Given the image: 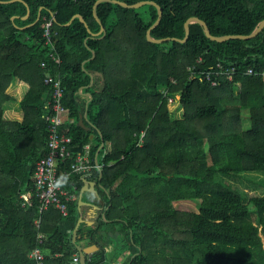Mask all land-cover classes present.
Wrapping results in <instances>:
<instances>
[{
	"label": "trees",
	"instance_id": "16d2710c",
	"mask_svg": "<svg viewBox=\"0 0 264 264\" xmlns=\"http://www.w3.org/2000/svg\"><path fill=\"white\" fill-rule=\"evenodd\" d=\"M10 1L0 0V264H37L30 254L38 247L44 264H71L78 253L77 202L67 216L56 207L40 214L35 194L36 164L48 152V75L64 89L60 131L72 137V152L90 144L94 158L100 150L102 169L90 176L103 188L106 210L88 232L101 248L87 264H105L109 252L110 260L127 253L125 264H264V192L240 186L245 180L264 188V80L245 74L264 70V28L251 39L218 42L191 23L186 42L155 43L147 38L158 18L154 5L102 2L97 13L106 35L95 37L88 29H101L97 0ZM119 1L162 7L151 30L156 39H183L191 17L214 36L249 35L264 20V0ZM51 18L61 63L43 36ZM218 63L237 68L233 81L219 78L214 86L202 75ZM93 75L99 80L91 84ZM26 85L18 100L15 91ZM11 102L20 115L9 114ZM82 177L60 182L77 194ZM182 200L198 210L177 209Z\"/></svg>",
	"mask_w": 264,
	"mask_h": 264
},
{
	"label": "built area",
	"instance_id": "2783aa9c",
	"mask_svg": "<svg viewBox=\"0 0 264 264\" xmlns=\"http://www.w3.org/2000/svg\"><path fill=\"white\" fill-rule=\"evenodd\" d=\"M45 44L50 46L51 57L56 63H61V58L55 54V47L53 45V19H46L44 25ZM201 61V59H199ZM43 66L44 63L42 64ZM238 70L236 67H226L221 63L216 65L215 70L203 71L202 75L211 81L212 85L219 84V78H227L233 81ZM192 75L195 74V68L192 69ZM247 76L260 75L264 80V70L258 72L253 68H249L246 73ZM46 83L53 85L52 98L53 101L46 105L47 113L44 118L48 125V138H47V154L42 157L36 164L33 180L35 186L36 198L39 202L40 214L50 207H56L60 210L63 216L69 215V203L75 201L76 194L62 187L61 180L70 177L73 174H81L82 176H90L94 170H101L102 166L99 164L97 157H91V145L84 147L83 153L72 152L71 147L73 139L71 136L66 135L60 131L64 120L65 107L62 104L64 97V89L59 78L48 75L45 79ZM240 85V82L237 83ZM173 101V99H170ZM110 146V145H109ZM67 160H72L70 169H61V164ZM76 190V187H74ZM31 192L27 194V201L31 198ZM39 226L40 220L36 221ZM44 236L38 235L40 242L43 241ZM30 257L36 261L37 264H44L45 255L38 247L34 249ZM71 264H81L79 253H76L71 261Z\"/></svg>",
	"mask_w": 264,
	"mask_h": 264
},
{
	"label": "crops",
	"instance_id": "0c3cea01",
	"mask_svg": "<svg viewBox=\"0 0 264 264\" xmlns=\"http://www.w3.org/2000/svg\"><path fill=\"white\" fill-rule=\"evenodd\" d=\"M99 77V75H98ZM95 75H93V79L91 84L94 82H98ZM99 84V83H98ZM28 91V86H20L18 87L17 91H15L14 95L19 98L18 100H21L23 95ZM82 93V94H81ZM80 94L82 97H90L91 95L89 93H83V88L81 89ZM13 95V94H12ZM12 107L10 108L9 114H11L12 117H16V115H20V109L17 107L15 102H11ZM87 113H84V118H87ZM67 118V116H64V119ZM85 125V123H84ZM87 129H91V126H86ZM103 145H101L102 148ZM100 148V149H101ZM100 151V150H99ZM99 151L95 154L94 158L99 157ZM82 180V187L79 188L75 201L77 202V212H78V220L79 218H82L84 222H81L79 228H78V236H77V245H80L83 248L90 247L92 245L98 246V249H96L93 252V255L100 250V246L96 243H92L90 241V238L88 237L89 230L96 229V225L98 221L100 220V217L105 218V210H106V204L103 199V194H101V190L103 189L102 186L99 184V181L91 176H83L81 178ZM28 194V193H27ZM27 194H24V198H26ZM78 222V221H77ZM85 228V230L82 233H79V230L81 228ZM92 255V256H93ZM129 255L127 253H123L117 256L116 259L110 260L109 258H114V253L109 252L107 255L108 262L106 261L105 264H125L127 261V258ZM91 259V257H87V261Z\"/></svg>",
	"mask_w": 264,
	"mask_h": 264
},
{
	"label": "water",
	"instance_id": "95a60500",
	"mask_svg": "<svg viewBox=\"0 0 264 264\" xmlns=\"http://www.w3.org/2000/svg\"><path fill=\"white\" fill-rule=\"evenodd\" d=\"M11 1H14V0H11ZM10 1V2H11ZM102 2H112L113 4H119L123 7H126V8H139L143 5H147V4H152L154 5L157 10H158V18L156 20V22L151 26V28L147 31V38L149 41L151 42H155V43H162L164 41H167V40H176V41H180V42H186L188 37H189V34H190V24L191 23H199L201 26H203V29H204V32L206 34V36L208 38H210L211 40H214V41H218V42H223V41H226L228 39H231V38H241V39H251V38H254L255 36H257L264 28V20H262L260 22V24L257 26V28L249 35H226V36H214L207 23L197 17H191L189 18L186 23H185V37L183 39H178V38H161V39H156V38H153L152 35H151V30L155 27H157L160 22H161V19H162V16H163V10H162V7L160 5H158L156 2L154 1H142V2H139V3H136V4H132V5H129L128 3L126 2H123V1H119V0H97L95 5H94V9H93V12H94V16L96 17L97 21L99 22V24L101 25V29L98 33H93L90 29H88L89 33L92 35V36H102L104 37L106 35V29H105V26L102 24V21L97 13V7L100 3ZM30 16V9L28 7V11H27V14L24 18H28ZM80 18L82 22H84L86 24V26L88 27L87 23L85 22L84 18L81 16V15H75L72 20L74 18ZM39 20V17L38 19L33 23L35 24L37 21ZM71 20V21H72ZM71 22H69L68 24H70ZM32 24V25H33ZM95 53H93V56H94ZM86 115V114H85ZM87 116V115H86ZM80 123L84 125V118H81L80 119ZM81 222H84V220L82 218H79L76 226H75V229L73 231V241L75 243H77V236H78V228L81 224ZM77 249H78V253L80 255V259H81V264H87V257H92L93 255V252L98 249V246L96 245H92L90 247H87V248H83L81 247L80 245H77Z\"/></svg>",
	"mask_w": 264,
	"mask_h": 264
},
{
	"label": "rangeland",
	"instance_id": "374dc122",
	"mask_svg": "<svg viewBox=\"0 0 264 264\" xmlns=\"http://www.w3.org/2000/svg\"><path fill=\"white\" fill-rule=\"evenodd\" d=\"M246 115H248V113ZM248 124H249V121H248L247 117L245 116L244 121H243V125L248 126ZM249 176L253 177L255 179V181H257L259 179V177H257L255 174L254 175L250 174ZM240 186L242 188H246V189L251 190L250 194H253V195H258V194H261L264 192V188L261 187L260 185L252 184V183L247 182L245 180H244V182H240ZM174 206L177 209L183 210V211H197L198 210L195 201L182 200V201L175 202Z\"/></svg>",
	"mask_w": 264,
	"mask_h": 264
}]
</instances>
